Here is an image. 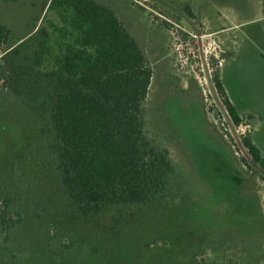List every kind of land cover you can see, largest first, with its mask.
Segmentation results:
<instances>
[{"label": "rangeland", "instance_id": "rangeland-1", "mask_svg": "<svg viewBox=\"0 0 264 264\" xmlns=\"http://www.w3.org/2000/svg\"><path fill=\"white\" fill-rule=\"evenodd\" d=\"M50 2L0 0V28L9 31L0 46V264H264V170L236 145L250 134L264 156L262 0H97L152 68L145 135L168 150L177 173L157 201L88 219L66 196L40 132L47 108L22 90L43 28L55 54L75 38L65 28L72 13ZM217 72L226 97L212 90ZM225 99L242 118L234 133ZM14 212L22 222L4 233Z\"/></svg>", "mask_w": 264, "mask_h": 264}, {"label": "trees", "instance_id": "trees-1", "mask_svg": "<svg viewBox=\"0 0 264 264\" xmlns=\"http://www.w3.org/2000/svg\"><path fill=\"white\" fill-rule=\"evenodd\" d=\"M49 8L61 16L72 13L65 28L75 38L64 48L61 44L62 50L55 54L51 34L43 28L39 46L21 72L22 90L31 102L43 101L47 108L40 132L49 138L48 150L57 161L66 196L83 219L108 206H147L157 201L177 172L168 150L155 147L145 135L143 104L153 71L143 51L104 4L51 0ZM185 12L188 19L195 18L189 6ZM50 28L58 30L53 23ZM8 33L5 26L0 28V46ZM22 46L13 52L15 56ZM46 63L50 69L44 68ZM210 82L213 91L226 97L218 72ZM224 106L227 124L239 127L242 118L235 105L225 99ZM239 139L237 148H243L248 158L244 161L248 164L250 158L264 170V156L253 137L246 134ZM6 214L4 233L22 222L20 213Z\"/></svg>", "mask_w": 264, "mask_h": 264}, {"label": "crops", "instance_id": "crops-1", "mask_svg": "<svg viewBox=\"0 0 264 264\" xmlns=\"http://www.w3.org/2000/svg\"><path fill=\"white\" fill-rule=\"evenodd\" d=\"M95 1H97V0H95ZM107 6V5H106ZM110 8V7H109ZM116 15H117V13H115ZM235 27V26H234ZM128 30V29H127ZM129 31V30H128ZM131 35L134 37V35L131 33ZM136 40V39H135ZM138 42V41H137ZM233 56H234V54H233ZM232 56V57H233ZM222 80V79H221ZM223 82V81H222ZM254 139H255V136H254ZM254 143H255V145L262 151V149H261V147H259V145L255 142V140H254ZM262 153H263V151H262Z\"/></svg>", "mask_w": 264, "mask_h": 264}]
</instances>
